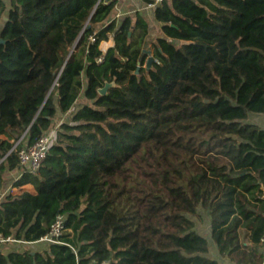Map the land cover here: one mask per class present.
Returning a JSON list of instances; mask_svg holds the SVG:
<instances>
[{
	"label": "trees",
	"instance_id": "1",
	"mask_svg": "<svg viewBox=\"0 0 264 264\" xmlns=\"http://www.w3.org/2000/svg\"><path fill=\"white\" fill-rule=\"evenodd\" d=\"M8 2L0 195L20 150L87 103L61 124L40 172L15 182L35 193L0 200V234L31 243L1 246L0 264H220L210 241L233 264H262L264 121L253 117L264 116V0H164L151 69L135 38L148 23L111 20L115 0ZM200 210L210 240L196 231ZM59 215L60 243L33 244Z\"/></svg>",
	"mask_w": 264,
	"mask_h": 264
},
{
	"label": "built area",
	"instance_id": "2",
	"mask_svg": "<svg viewBox=\"0 0 264 264\" xmlns=\"http://www.w3.org/2000/svg\"><path fill=\"white\" fill-rule=\"evenodd\" d=\"M108 2L114 0H107ZM119 3L120 0H115ZM164 0H154V3L149 5L151 8H156L161 5ZM91 42H95V38H90ZM114 46L113 37H110L109 41H103L99 48L102 52L106 53L110 47ZM98 63L103 61V57L99 58ZM56 132L52 130L45 134L44 136L37 139L32 145L24 146L19 152V161H20V171L19 178H21L24 174L36 175L40 172L50 149V146L53 144ZM65 216L59 215L57 216L55 222L52 224L50 231L47 235L42 237L38 242L33 244H55L60 243L59 238L64 234L65 231ZM4 244H14V245H29L31 243L20 241L15 239L13 236L5 237L0 234V247ZM260 252L263 255V263L264 264V236L260 242ZM77 264L79 261L77 260Z\"/></svg>",
	"mask_w": 264,
	"mask_h": 264
},
{
	"label": "rangeland",
	"instance_id": "3",
	"mask_svg": "<svg viewBox=\"0 0 264 264\" xmlns=\"http://www.w3.org/2000/svg\"><path fill=\"white\" fill-rule=\"evenodd\" d=\"M7 5H8V0H3ZM122 0L119 1V3L117 4L116 8L118 9V5H120ZM116 8H115V14L114 16L112 17L111 20L113 19H116L119 21L123 20L124 18H126L127 16H132L131 18H133V20L135 21L136 19V15L138 14H132V10H136L138 9V7H135L133 4L131 3H124L123 5V10H120L119 13H118V10L116 11ZM110 21H108L109 23ZM148 23V33L146 34V36L141 40L139 39L138 37V31H136L135 33V38L137 37V42L139 43V45L145 49V52L148 56H153V45L157 42V39L159 37L162 36V33H161V30H160V24H158L155 20L153 19H148L146 21ZM107 24V23H106ZM101 26H98L97 29H100ZM110 37H113V35H110ZM75 45L73 46L72 50L74 49ZM147 62H148V59L146 60V64L144 67H147ZM86 100L83 99L82 97L78 100V103H77V107L76 109L74 110V112L76 110H78L79 108H81L84 104H86ZM74 112H71L69 115H60L59 114V117L56 119V122L54 123L53 127H52V131L53 132H57L61 126L62 123L64 122H68L69 121V118L71 116H73ZM253 119H255L256 121L258 122H263L264 121V116H259V117H253ZM14 185L15 183L13 182V178H11L9 180V186ZM18 191L14 192V193H17ZM0 200H1V197H0ZM208 215L206 214L205 211L203 210H200L199 213H198V217H193V220H195L196 222V228H197V231L200 232L202 235L206 236L204 233V229H208V226H209V223H208ZM14 247L13 246H8L5 248V252H8L9 250L13 249Z\"/></svg>",
	"mask_w": 264,
	"mask_h": 264
},
{
	"label": "crops",
	"instance_id": "4",
	"mask_svg": "<svg viewBox=\"0 0 264 264\" xmlns=\"http://www.w3.org/2000/svg\"><path fill=\"white\" fill-rule=\"evenodd\" d=\"M124 3H131V4H133L135 7H138V9H136V10H132V14H139V16L143 19V20H145V21H147L148 19H153L154 20V10H155V8H151V7H149V6H145L140 0H122L121 1V3H120V5H118L119 7H118V9L116 8V11L118 10V13H119V11L120 10H123V11H125L124 9H123V5H124ZM128 17V16H127ZM129 17H132V16H129ZM133 19V18H132ZM60 115H62V114H60ZM20 178H19V173L18 174H15L14 176H13V182L15 183V182H17L18 180H19ZM16 191H18L17 193H14V192H16ZM23 192H30V193H35V190H34V187L32 186V185H30V184H28V185H25V186H23V187H16L15 186V184L14 185H12L11 184V186H9V184H8V186H7V188H6V190L2 193V195H0V197H1V199L3 200L6 196H8L9 194H13V195H20V194H22ZM196 231H197V228H196ZM204 231V233H206L207 235V239H211L210 237H211V235H210V231H209V226H208V229L206 228V229H204L203 230ZM200 233V232H199ZM201 234V233H200ZM202 235V234H201ZM209 256L212 258V259H215V260H217V261H219V263L220 264H233V263H231L229 260H227V259H225V258H222L220 255H219V252H218V249H217V247H216V245L212 242V241H210V254H209Z\"/></svg>",
	"mask_w": 264,
	"mask_h": 264
},
{
	"label": "water",
	"instance_id": "5",
	"mask_svg": "<svg viewBox=\"0 0 264 264\" xmlns=\"http://www.w3.org/2000/svg\"><path fill=\"white\" fill-rule=\"evenodd\" d=\"M1 43H4V41L3 40H0V44ZM154 61H155V59H154L153 56H149L148 57L147 69H151L152 64H153ZM139 68H140V65L138 67L137 73H139ZM115 86H116L115 82H113L112 84H106V86L104 88H102V89L99 90V94L101 96L106 95L108 93L109 89L112 88V87H115ZM104 264H109V262L104 263Z\"/></svg>",
	"mask_w": 264,
	"mask_h": 264
}]
</instances>
